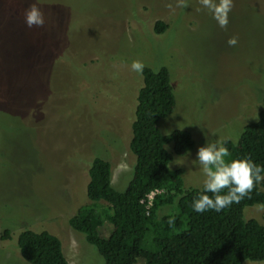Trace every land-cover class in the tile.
Listing matches in <instances>:
<instances>
[{
  "label": "rangeland",
  "instance_id": "rangeland-1",
  "mask_svg": "<svg viewBox=\"0 0 264 264\" xmlns=\"http://www.w3.org/2000/svg\"><path fill=\"white\" fill-rule=\"evenodd\" d=\"M30 2L0 0V264H29L16 248L22 229L58 237L72 264H102L67 218L80 208L101 236L110 230L89 208L85 159L106 160L111 184L124 189L141 85L132 62L168 69L175 105L157 125L163 134L190 132L193 148L172 153L168 166L182 169L185 188L199 187L205 176L191 162L198 147L235 142L262 107L264 0H233L224 29L199 0L185 8L176 0H38L45 26L28 28L23 14ZM156 20L166 25L160 34L153 33ZM232 36L238 43L230 47ZM106 207L96 206L101 217ZM249 218L264 225V205L245 206Z\"/></svg>",
  "mask_w": 264,
  "mask_h": 264
},
{
  "label": "trees",
  "instance_id": "trees-1",
  "mask_svg": "<svg viewBox=\"0 0 264 264\" xmlns=\"http://www.w3.org/2000/svg\"><path fill=\"white\" fill-rule=\"evenodd\" d=\"M165 28V23L156 20L153 33L160 34ZM140 74L128 142L134 163L124 189L111 184L106 160L94 154L85 159L89 160L85 185L89 208L110 230L101 236L89 226L80 208L67 218L68 225L97 250L102 264H241L244 260H264V225L252 218L243 219L245 206L264 205V190L259 189L264 181L257 182L239 203L219 212H196L192 203L204 191L203 184L185 188L182 169L168 166L172 153L193 148L192 136L184 129L163 134L157 125L175 105L168 69L144 66ZM261 104L257 118L243 126L235 142L221 141L231 153L226 160L248 158L264 167V97ZM168 144L171 152L166 149ZM155 190L161 191L155 192L147 205V194ZM99 201L107 204L104 217L96 208ZM164 205H170V211L158 215ZM15 242L19 255L29 264H72L64 257L59 238L46 230L22 229Z\"/></svg>",
  "mask_w": 264,
  "mask_h": 264
},
{
  "label": "clouds",
  "instance_id": "clouds-1",
  "mask_svg": "<svg viewBox=\"0 0 264 264\" xmlns=\"http://www.w3.org/2000/svg\"><path fill=\"white\" fill-rule=\"evenodd\" d=\"M199 3L208 10L220 28L227 27L228 13L233 7V0H199ZM165 6L174 10L172 3H166ZM175 6L185 8L188 6L187 0H176ZM23 16L28 28L45 26V15L38 6V0H31ZM237 43L238 39L235 36L227 40L230 47ZM144 66L139 60L131 64L132 70L138 73H142ZM230 156L228 148L219 141L207 142L206 145L198 147L196 159L191 162L202 167L205 179L204 191L199 193L192 203L196 212L203 213L208 210L219 212L233 203H239L249 196L257 182L264 181V167L248 158L226 160V157ZM224 189L228 190L227 193H223Z\"/></svg>",
  "mask_w": 264,
  "mask_h": 264
},
{
  "label": "built area",
  "instance_id": "built-area-1",
  "mask_svg": "<svg viewBox=\"0 0 264 264\" xmlns=\"http://www.w3.org/2000/svg\"><path fill=\"white\" fill-rule=\"evenodd\" d=\"M159 191H161V190L150 191V192L147 194V196H146V197H147V205L150 203V200H151L153 194H154L155 192H159Z\"/></svg>",
  "mask_w": 264,
  "mask_h": 264
}]
</instances>
